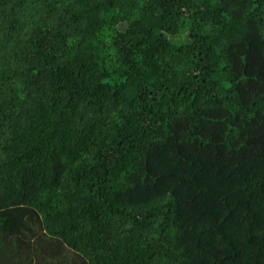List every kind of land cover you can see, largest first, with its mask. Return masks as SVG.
Returning <instances> with one entry per match:
<instances>
[{"label": "trees", "instance_id": "16d2710c", "mask_svg": "<svg viewBox=\"0 0 264 264\" xmlns=\"http://www.w3.org/2000/svg\"><path fill=\"white\" fill-rule=\"evenodd\" d=\"M61 2L35 35L0 27L20 46L19 84H0V264H264V0ZM82 179L115 242L97 255L48 232Z\"/></svg>", "mask_w": 264, "mask_h": 264}, {"label": "rangeland", "instance_id": "374dc122", "mask_svg": "<svg viewBox=\"0 0 264 264\" xmlns=\"http://www.w3.org/2000/svg\"><path fill=\"white\" fill-rule=\"evenodd\" d=\"M19 1H22V0H0V27L1 26H8V25H10V27H14V26L20 27L19 35L20 36L22 35V37H24V35L27 33L35 35L36 30L34 29L33 24L36 21L38 22L39 21L38 19H40L47 12L48 13L46 14V18L49 16L54 18L55 14L60 13V10H61L60 6L62 4L61 0H34V1L33 0H27V2L29 1L28 3H22V4H20ZM32 1H33V3H32ZM25 2H26V0H25ZM31 4H35V6H32ZM9 8H10V10H9ZM28 8H29L31 13L27 10ZM12 14L14 15L13 18H12ZM52 21H55V20L47 21V22H50L48 28H52V23H53ZM53 24H55V23H53ZM14 29L16 30L17 28H14ZM25 31H27V33ZM47 32H48L47 34H49L48 30H47ZM14 45L19 46L18 43L14 44L13 42H10V41H5L4 43L0 42V59L2 61L3 69H4V70L2 69L3 72H1V75H0V81H1L0 84L8 83V81L10 80V75H12L13 79L17 82V85L19 84L18 76L13 75L10 71V60L8 58L9 52H10V58L15 57V56H12V54H11L12 50H10V48L14 47ZM19 48H20V46H19ZM130 48L135 49V47H130ZM2 52H4L3 55H1ZM0 67H1V65H0ZM71 68H73V65H71ZM56 72H57V70H56ZM52 78H53V76H52ZM52 81L54 82L55 79L53 78ZM87 81L88 80H86V82ZM13 83H14V81H13ZM6 93H7L8 98H10V94L14 97V99L16 100L15 103L18 105V107L21 108V111L24 114H29L31 112L33 105L35 103V101L33 100L34 98H31V96L29 97L27 95H23L20 92L19 88L15 89V88H13V86H11V89L9 92L6 90ZM38 96L39 95L36 94L35 98H39ZM7 100L10 102V99H7ZM105 103H106V95H102L101 101L97 102V107H95L94 110L88 109V112L94 111V114L96 116H101V114H103L105 112V110L103 108ZM9 106H10V104H9ZM110 109H111V106L109 104V110ZM1 110L3 111V109H1ZM8 112L3 111V114H4L3 117H6V118L10 117V111H8ZM127 112L128 111L125 112L126 116L128 115ZM54 114H56V111H54ZM129 115H131L130 112H129ZM126 118L130 119V117H126ZM20 123H19V125H20ZM17 131L22 132V135L24 137V141H26L28 146H31L32 149H37V148L40 149V146L38 144L34 143L35 139H30L28 137H25V135H27L28 133L26 131H24V129H22V128H21V130L17 129ZM119 134H121V133L117 132L116 136ZM74 138H78L79 140H81V142L84 146V142L87 140L88 137L85 135L79 134V135H77V137H74ZM111 138H113V137L111 136ZM1 141H2V138H0V144L2 143ZM99 142H103L102 137L96 136V140H93V142H91L90 144H92V146H94L96 143L99 144ZM35 144L37 146H35ZM88 159H89V157H88ZM84 172H87L86 169H84L82 174ZM69 174L73 175V177H76V176H74V172L69 173ZM67 180H68V178H67ZM86 180H87V177H86ZM81 182H82L81 186L79 184H77V185H74V187L72 188L71 195L74 194V197H73V200L69 203L70 205L59 204L58 209L56 208L55 211H52L50 213L53 215L49 218L51 221L47 222V225L52 227V228L50 230H48V227H47V230H48V232L51 231V233H53V232H55V228L53 226L54 225H60L59 227L61 229L58 230L57 232L61 233L60 238H62L64 240V243L67 245L69 244L68 240L71 239L72 237L76 236L77 234L79 236H81L80 243H82L83 245H85V243H87V245L91 246V248L98 245V242L101 244L102 241H105V243H107V245H102L100 248L94 249V252H96L95 255H97L98 250H103L105 248H108L107 246H110V247L114 246L115 242L113 241L110 244L108 241H106V239L111 235V232L109 231V229H106L104 231L105 226H107V225H104V222L106 221L105 217H104V220L96 221L91 216H88L86 214V208L84 207V203H85V199L87 198V191H86V186L83 185L84 180L82 179ZM97 210L98 209H96V212H97ZM110 216H112V215H110ZM106 223H107V221L105 222V224ZM142 227H143L142 232H145V226L143 225ZM65 230H68V231H65ZM135 230H137V229H135ZM122 234L125 235L126 232L122 231ZM80 248H78L77 250L80 251ZM124 257H126V256H124ZM112 264H114V263H112Z\"/></svg>", "mask_w": 264, "mask_h": 264}]
</instances>
